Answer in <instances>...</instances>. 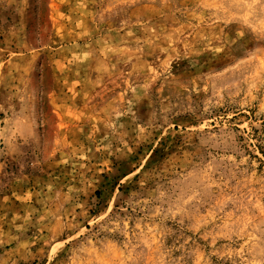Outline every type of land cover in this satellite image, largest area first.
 Wrapping results in <instances>:
<instances>
[{"label":"rangeland","instance_id":"rangeland-1","mask_svg":"<svg viewBox=\"0 0 264 264\" xmlns=\"http://www.w3.org/2000/svg\"><path fill=\"white\" fill-rule=\"evenodd\" d=\"M0 264H264V0H0Z\"/></svg>","mask_w":264,"mask_h":264}]
</instances>
